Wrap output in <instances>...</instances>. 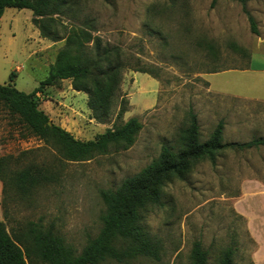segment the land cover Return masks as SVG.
I'll list each match as a JSON object with an SVG mask.
<instances>
[{"label":"rangeland","instance_id":"374dc122","mask_svg":"<svg viewBox=\"0 0 264 264\" xmlns=\"http://www.w3.org/2000/svg\"><path fill=\"white\" fill-rule=\"evenodd\" d=\"M212 1L77 0L72 11L56 16L64 37L72 34L73 26L89 23L95 44L119 50L124 70L114 112L105 122L92 118L88 95L75 91L71 80L39 94L40 108L83 141L133 118L143 127L132 146L112 145L106 154L70 162L0 103V157H12L5 178L31 165L58 176L29 195L13 187L6 193L4 223L14 239L24 240L23 247L30 244L34 224L53 227L80 254L103 227L101 191L116 190L155 160L164 146L179 152L191 112L197 116L201 142L219 123L224 143L264 137V107L231 97L246 93V74L238 71L247 68L252 53L263 54L255 47L264 40V0L246 5L219 0L214 7ZM246 10L259 35L252 33ZM33 18L29 9L8 8L0 20V83H12L25 93L48 76L67 45L66 39L44 38ZM89 46L94 48V43ZM214 70L228 72L209 76ZM247 180L261 183L253 181L250 197L242 204L255 215L264 208V146L228 148L217 154L215 163L196 162L163 188L160 205L144 213L143 227L162 245L160 259L140 256L102 264H191L195 243L208 252L209 264H219L227 249L234 252L233 264H258L253 258L258 246L234 207ZM28 264L45 263L32 256Z\"/></svg>","mask_w":264,"mask_h":264},{"label":"trees","instance_id":"16d2710c","mask_svg":"<svg viewBox=\"0 0 264 264\" xmlns=\"http://www.w3.org/2000/svg\"><path fill=\"white\" fill-rule=\"evenodd\" d=\"M219 0L212 1L214 7ZM243 5L253 0H230ZM77 5V0H0V20L6 9H29L33 12V24L44 38L54 42L64 39L66 47L61 50L48 76L31 93L19 91L14 84L0 83V103L40 139L59 148L62 157L70 162H83L96 155L108 153L112 145L132 146L142 124L136 118L121 127L108 129L96 139L83 141L72 133L53 123L40 108V96L48 87L71 80L75 91L88 95V108L92 118L105 122L114 112L121 85L124 63L119 50L95 44L91 25L84 21L73 26L72 34H59L56 16L65 15ZM251 31L259 35L254 17L246 10ZM64 27V26H63ZM59 31V32H58ZM94 43V48L89 46ZM225 70L210 73L222 72ZM16 75L11 74V82ZM125 109L122 108L119 116ZM223 123H219L210 138L200 141L199 124L196 114L191 112L190 125L183 131L182 147L179 152L164 146L159 156L136 175L126 178L116 190H102L105 205L102 217L103 227L99 235L88 241L80 254L56 233L53 227L32 225L29 230L30 244L19 237L14 239L0 222V264H28L34 256L45 264H102L107 260L127 263L140 256L159 260L162 245L143 227L144 213L151 206L161 204L163 188L173 179H180L196 162L208 159L215 163L221 151L231 149H252L264 146V138H256L246 143L223 142ZM12 157H0V181L3 184L2 209L7 218L5 197L10 188L22 195H29L40 186L58 180L55 172L48 168L31 165L12 173L9 171ZM234 252L227 249L219 264H233ZM191 264H209L208 252L200 243H195L191 252Z\"/></svg>","mask_w":264,"mask_h":264},{"label":"crops","instance_id":"0c3cea01","mask_svg":"<svg viewBox=\"0 0 264 264\" xmlns=\"http://www.w3.org/2000/svg\"><path fill=\"white\" fill-rule=\"evenodd\" d=\"M256 45L257 47H255V49L257 48L258 51H262L263 54L252 53L247 68L238 71L246 74L247 82L242 85L246 93H242L240 95H234L231 97L238 99L240 101H246L248 104H252L254 106L264 107V40L261 39ZM225 72L228 71L211 73L209 76L218 75ZM223 81L226 84V86H228V81L226 79H223ZM209 83L212 87V83L210 81ZM258 138H264V137H258ZM238 143H246V142H238ZM253 181L255 183H258L255 180H247L246 181L247 183H244L242 193L234 203V207L237 213L246 220V227L248 233L258 246V249L253 256L254 260L258 264H264V208L262 209V207L260 206L258 209H256V214L260 213V216H257L256 214L254 215V213L250 211L248 207L242 206L244 200L250 197V194L248 193V187L251 184H254ZM2 191H3V184L2 182H0V194L1 197L3 198ZM1 197H0V218H1L0 222L4 221Z\"/></svg>","mask_w":264,"mask_h":264}]
</instances>
